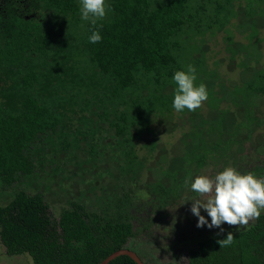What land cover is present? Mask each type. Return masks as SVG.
I'll return each mask as SVG.
<instances>
[{
    "label": "trees",
    "instance_id": "trees-1",
    "mask_svg": "<svg viewBox=\"0 0 264 264\" xmlns=\"http://www.w3.org/2000/svg\"><path fill=\"white\" fill-rule=\"evenodd\" d=\"M106 3L107 16L92 25L81 19L80 0H0V188L11 198L0 201V240L9 257L101 264L129 248L151 264L135 242L147 230L145 218L154 222L163 212V220L183 196L197 197L195 174L233 167L264 178V0ZM99 24L102 40L90 43ZM211 47L226 51L240 75L251 72L247 80H224L221 64L210 63ZM188 65L196 69L194 84L206 85L207 110L172 107L173 74ZM165 125L170 134L180 129L186 146L159 164L161 179L139 180L153 169L160 138L153 135ZM75 158L79 181L93 182L53 218L35 185L48 187V167L62 176ZM111 161L121 177L96 194L86 165ZM221 229L192 236L187 264H264V210L253 223ZM228 233L233 240L224 245ZM109 264L138 263L121 255Z\"/></svg>",
    "mask_w": 264,
    "mask_h": 264
},
{
    "label": "rangeland",
    "instance_id": "rangeland-1",
    "mask_svg": "<svg viewBox=\"0 0 264 264\" xmlns=\"http://www.w3.org/2000/svg\"><path fill=\"white\" fill-rule=\"evenodd\" d=\"M242 22L246 23L247 18L244 16L242 17ZM247 27V26H246ZM238 34H242L239 32ZM222 36V34H220ZM245 37L241 36L239 39H241L243 42H246L244 39ZM210 40H213L210 38ZM213 44H216L215 41H211ZM220 42V38H218V43ZM210 49V46H209ZM259 55L256 57L258 59ZM260 57L261 64L264 66V38L261 42L260 47ZM210 63L213 66L215 64V61H218L220 65V70L223 79L228 80L230 83H239L241 81V78L247 80L249 77V74L246 73L243 75H240V68H238L236 65L229 66L228 64V55L226 51L222 50L221 48H215L213 49L211 47L210 51V57H209ZM226 81L227 87H229L231 84ZM229 85V86H228ZM204 108L207 110L206 104L202 102ZM204 114H206V111H203ZM263 113H264V104H263ZM179 122V120H178ZM156 134L153 136H160L158 138V146L156 150V156L155 161H153L150 166H152V171H145V173L142 175V177L139 178V180L144 179L146 182H151L157 179H161L163 177V174L161 173V170H159L158 166L161 165V163H165L167 161L171 160V154L174 150L176 154H180V152L185 148V144L182 141V133L179 130L174 131L172 134V130H170L169 125L156 127L155 128ZM153 136H147L144 139L145 143L150 142L153 139ZM151 143V142H150ZM255 143H252L254 145ZM166 147V148H165ZM177 147V148H176ZM245 147H250L249 144L246 143ZM165 148V149H164ZM250 149L245 148L244 152L248 153ZM143 154H146L145 151H142ZM170 156H169V154ZM180 156V155H179ZM64 154H61L59 156L60 160H63ZM80 159H83V155H80ZM72 161L67 162V167H65L64 174L61 175H54L53 174V168L48 167V171L52 174V181H49L48 187L45 185L43 186H37L35 185V191L36 192H44L46 199L50 205V213L53 218L58 219L60 217V212L62 208L68 207L70 205V201L74 200L76 197L80 196L82 190H89L91 183H81L79 180L81 179L82 173H80L78 161L79 159H71ZM74 160V162H73ZM160 164V165H159ZM87 169L91 173V175L86 174L89 178H92L91 176L95 178V184L97 187H99L95 192L96 194H101L102 190L100 187L103 185H109L110 187L115 184L116 180L121 177L120 172L117 171V168L114 165V162L111 161V163H98L96 166L88 164L86 165ZM214 169V167H213ZM106 170H110L111 172H107ZM215 170V169H214ZM69 171L70 174H69ZM103 171L106 172V174H103ZM98 172L102 173V176L100 177ZM213 174L210 175V171L206 173V176L210 178H214L217 175V172H212ZM77 174V175H76ZM69 175H73L71 179H68ZM200 176L198 174H195L194 177ZM93 179V178H92ZM125 180V179H120ZM125 182V181H124ZM145 182V183H146ZM143 184V183H142ZM140 184L139 186H141ZM138 186V187H139ZM144 187H141L140 189H143ZM96 194L93 192H88V197H90L93 200V205L95 208L97 207L95 202ZM208 198L207 195L201 196L198 195L197 197L194 196L193 198L183 196V199L177 203L174 208L169 209L166 214V217L163 220H159L158 218L165 213H159L158 217L154 220V222H151L149 218H145L148 222V227L146 232H142L137 238L136 246L140 247L141 252L143 254V258L146 260H150L151 264H187L188 262V253L189 250L194 247V237L200 234L201 232H211L214 230V232L221 230V228H228V227H234V226H240V225H229L226 222L222 224L220 228H211L209 229L207 226L204 227H197V220L198 218L191 212V206L193 201L195 199H201L205 200ZM10 196H7L2 193V189L0 188V201L2 204H7L10 201ZM84 200H87L84 198ZM153 210L154 208L148 207V213L151 212V216H153ZM201 214L205 215L206 218L210 222V217L207 216V212L204 209H201ZM256 218H252L249 220L248 224L251 222H254ZM140 221L144 222V219L142 218L139 220V222H135L136 225L140 223ZM150 221V222H149ZM152 225V227H151ZM151 229H153V234H151ZM194 237L192 238V236ZM0 264H30L29 258L27 255L23 256H13L9 257L6 254V247L0 240Z\"/></svg>",
    "mask_w": 264,
    "mask_h": 264
},
{
    "label": "clouds",
    "instance_id": "clouds-1",
    "mask_svg": "<svg viewBox=\"0 0 264 264\" xmlns=\"http://www.w3.org/2000/svg\"><path fill=\"white\" fill-rule=\"evenodd\" d=\"M109 10L106 0H80L81 19L92 25L103 20ZM100 27L103 25L99 24L88 37L90 43L102 40ZM172 79L177 84L172 102V107L177 112H182L185 108L193 111L207 99L206 85L194 84L196 69L193 65H188L187 71H175ZM190 187L193 192L208 196L206 201L192 200L191 212L198 218L197 227L220 228L225 222L229 225H247L250 219L258 218L264 210V178H257L252 172L242 174L233 167H226L214 178L197 176ZM201 209L207 212L210 222L201 214ZM232 240L233 235L228 233L220 242L228 245Z\"/></svg>",
    "mask_w": 264,
    "mask_h": 264
},
{
    "label": "water",
    "instance_id": "water-1",
    "mask_svg": "<svg viewBox=\"0 0 264 264\" xmlns=\"http://www.w3.org/2000/svg\"><path fill=\"white\" fill-rule=\"evenodd\" d=\"M121 255H128L132 259H134L138 264H145V262L142 260V258L133 250L129 248H124L121 250H118L111 254L106 260H104L101 264H109L112 260L115 258L121 256Z\"/></svg>",
    "mask_w": 264,
    "mask_h": 264
},
{
    "label": "flooded vegetation",
    "instance_id": "flooded-vegetation-1",
    "mask_svg": "<svg viewBox=\"0 0 264 264\" xmlns=\"http://www.w3.org/2000/svg\"><path fill=\"white\" fill-rule=\"evenodd\" d=\"M253 223V222H252ZM212 231H214V230H212ZM217 231V230H216ZM188 256H189V253H188ZM189 258V257H188Z\"/></svg>",
    "mask_w": 264,
    "mask_h": 264
}]
</instances>
